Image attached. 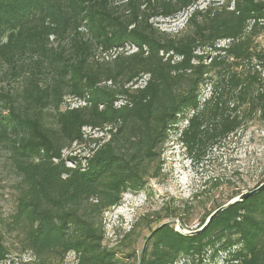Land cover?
Returning a JSON list of instances; mask_svg holds the SVG:
<instances>
[{
    "label": "trees",
    "instance_id": "obj_1",
    "mask_svg": "<svg viewBox=\"0 0 264 264\" xmlns=\"http://www.w3.org/2000/svg\"><path fill=\"white\" fill-rule=\"evenodd\" d=\"M195 2L0 0V64L19 84L0 92V144L18 177L13 221L35 264H61L69 251L76 264H123L103 244L102 215L158 175L171 131L179 129L177 141L199 161L230 133L264 124V47L255 40L264 0L217 8L208 1L189 13L183 33L151 22ZM96 49L122 51L99 61ZM203 85L209 95L200 100ZM66 98L82 104L63 108ZM83 127L105 133L85 135ZM72 144L92 146L86 156L64 154ZM149 230L140 264L179 256L198 264L209 250L225 252L222 264H264V189L220 211L199 234L181 235L168 222ZM8 253L0 234V263Z\"/></svg>",
    "mask_w": 264,
    "mask_h": 264
},
{
    "label": "rangeland",
    "instance_id": "obj_2",
    "mask_svg": "<svg viewBox=\"0 0 264 264\" xmlns=\"http://www.w3.org/2000/svg\"><path fill=\"white\" fill-rule=\"evenodd\" d=\"M208 1L212 2V8H217L224 2L196 0L190 8L174 17L153 18L151 22L161 31L186 32L189 30L185 25L186 17L192 10L207 6ZM255 40L264 47V31ZM225 42L220 40L218 44L223 45ZM124 50L131 51L129 48ZM121 51L122 49H111L103 52L96 49L94 53L97 60L103 61L110 60ZM6 69V64H0V92H13L19 84L9 79L8 74H5ZM144 79V76L139 79L137 85L143 84ZM208 95L209 87L201 86L199 99L203 100ZM80 103L82 104L66 98L62 107ZM191 112L187 111L185 116H189ZM45 120L51 123L48 114L45 115ZM186 122L185 117L182 118L178 127L182 128ZM83 131L85 135L93 136L105 133L89 127H83ZM178 133L179 129L171 131L168 140L159 148L161 166L158 175L147 179L144 190L124 192L118 205L107 209L102 215L101 223L105 232L103 244L112 248L116 260L123 264H138L140 252L146 244L145 238L150 234V225L153 227L168 222L175 227L176 222L181 221L186 228L195 229L218 205L264 181V124L248 123L230 133L213 145L199 161L192 159L185 147L177 141ZM91 146L72 144L70 149H64L63 152L82 157L88 154L87 149ZM10 156L9 151L0 144V234L9 251L8 258L0 264H35L36 258L23 241L22 228L13 221L18 177L11 166ZM67 163L72 165L70 161ZM159 218L161 222L156 224ZM131 228V235L122 238V234ZM145 246L150 248L151 243ZM225 256L223 251L212 256V251L209 250L198 264H222ZM46 259L52 261L50 256ZM76 262V253L69 251L61 264ZM191 263V258L179 256L173 264Z\"/></svg>",
    "mask_w": 264,
    "mask_h": 264
},
{
    "label": "water",
    "instance_id": "obj_3",
    "mask_svg": "<svg viewBox=\"0 0 264 264\" xmlns=\"http://www.w3.org/2000/svg\"><path fill=\"white\" fill-rule=\"evenodd\" d=\"M262 189H264V181H262L261 183H259L257 186H255L254 188L250 189V190H246L243 191L239 194L234 195L233 197H231L228 201H226L225 203L221 204L220 206L214 208L206 217V219L204 220V222L197 228L195 229H188L184 226V224L181 221H177L174 227V230L176 232H178L181 235L184 236H192V235H196L199 234L201 231H203L207 225L209 224V222L211 221V219L218 214L220 211L230 207L231 205L238 203V202H242L245 199H247L248 197H250L251 195L261 191ZM154 231V230H152ZM152 231L150 232V234L152 233ZM150 234L145 238V241L148 239V237L150 236ZM144 250V246L140 252V255H142ZM141 263V259H139L138 264Z\"/></svg>",
    "mask_w": 264,
    "mask_h": 264
}]
</instances>
